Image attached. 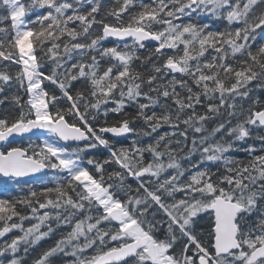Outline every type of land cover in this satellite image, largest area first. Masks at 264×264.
Returning <instances> with one entry per match:
<instances>
[{"label":"snow or ice","instance_id":"6c2138e0","mask_svg":"<svg viewBox=\"0 0 264 264\" xmlns=\"http://www.w3.org/2000/svg\"><path fill=\"white\" fill-rule=\"evenodd\" d=\"M0 9V176L66 173L23 197L0 185V238L20 233L0 243V264H25L57 232L32 264H264V0ZM33 130L42 142L11 146ZM99 146L109 158H89L90 171L83 154Z\"/></svg>","mask_w":264,"mask_h":264},{"label":"trees","instance_id":"16d2710c","mask_svg":"<svg viewBox=\"0 0 264 264\" xmlns=\"http://www.w3.org/2000/svg\"><path fill=\"white\" fill-rule=\"evenodd\" d=\"M112 0H106V3H111ZM145 2H151V0H145ZM7 11L6 9H0V16L6 15ZM27 19H31V17H27ZM202 22H207L209 24H211V27L213 29H220L224 26V22L223 21H216V20H212L209 19L208 17H204ZM95 27V25H94ZM264 42V37H257V41L256 43H261ZM113 40L109 39L108 41L105 42L106 46H110L112 45ZM149 46L151 47L152 45L149 44ZM255 44L253 45V47L255 48ZM143 51V50H142ZM137 66H138V62H137ZM147 74V73H146ZM179 75V74H177ZM255 81L253 82V85H255ZM45 87H52L51 85H46ZM8 92L6 91L4 93V95H7ZM255 95H259L261 97L262 100H264V91H257L254 93ZM4 108H7V102L4 106H2ZM129 111H132V109H128ZM197 110L198 111H203V109L200 106H197ZM157 111H159V109H157ZM3 113L0 112V115H2ZM118 119V117H116L114 114H110L109 116V124L114 123L116 120ZM214 122H210L209 123V127L213 126ZM233 123H235V121H233ZM133 127L136 128H140L141 127V122L137 121ZM172 132L173 129L167 125H165L164 127L159 129V133H163V132ZM157 134H153V136L158 135ZM105 138L109 139L110 141H113L114 138L110 135H104ZM153 137H145L144 140L145 142H150L152 140ZM133 137L131 135H129L127 138H115L114 140V144L115 146H119V145H125V146H130L131 142H132ZM31 143H40L39 141H33ZM247 143L252 144V143H259L258 141H254V140H248ZM29 145V144H28ZM28 145H26L25 147H27ZM12 147H16V146H20V144L16 145L13 141L11 143ZM2 150V149H0ZM84 164L85 166L89 167V170L92 171L94 166L91 165H87V160L89 158H92L96 161H100L102 162L105 159L109 158L110 153L105 149V147L103 146H99L95 149H91L88 152L84 153ZM231 155L235 156V157H240L243 158L246 156V153H244L243 151H236L231 153ZM198 159V156H194L193 157V161H196ZM146 162H147V154H146ZM184 163H187V161H184ZM115 165H106L105 168L108 171H111L115 168ZM203 167V165L201 166ZM214 170H215V166H214ZM66 173L63 172H57L55 170L50 169V172L48 175L46 176H42L39 178H35V179H19L18 181L16 179H6L3 178L2 176H0V185H2L5 189V192L3 193L5 196H12V197H23L29 187H32L34 189L40 190L45 186H53V184L57 181V180H63V178L65 177ZM17 183H19L22 187H23V191L20 190L19 187H17ZM128 183L132 184L133 188L136 185V182L129 178ZM22 211L24 212H28V209H22ZM43 211V210H42ZM31 222L30 221H26L25 222V226H29ZM67 229H61L60 231H66ZM20 233L18 232V230H14L12 233L7 234L6 237L4 238H0V243L3 242V240L5 239H10L13 236L19 235ZM59 238V232L55 233L52 235V237L50 239H46L44 241H42L40 243V245L32 252V254L26 258L25 264H32V261L35 257H37L43 250H45L46 248H48L49 246L53 245L55 243V241ZM19 255V254H18ZM71 257H58V258H53L54 260V264H67V261L71 260Z\"/></svg>","mask_w":264,"mask_h":264},{"label":"water","instance_id":"95a60500","mask_svg":"<svg viewBox=\"0 0 264 264\" xmlns=\"http://www.w3.org/2000/svg\"><path fill=\"white\" fill-rule=\"evenodd\" d=\"M40 131H41V130H33L32 133H27V134H24V135H31V134H35V133L40 132ZM109 134H110V133H109ZM110 135H112V134H110ZM10 139H12V138H10ZM69 143H71V142H69ZM48 171H49L48 168H45V169H43V170L40 171V172L34 173V174L30 175V176L23 177V178H34V177H37V176H41V175L47 174Z\"/></svg>","mask_w":264,"mask_h":264},{"label":"rangeland","instance_id":"374dc122","mask_svg":"<svg viewBox=\"0 0 264 264\" xmlns=\"http://www.w3.org/2000/svg\"><path fill=\"white\" fill-rule=\"evenodd\" d=\"M193 159V158H192ZM185 165H187V163H185ZM46 230V229H45ZM92 250H89V252H91Z\"/></svg>","mask_w":264,"mask_h":264}]
</instances>
